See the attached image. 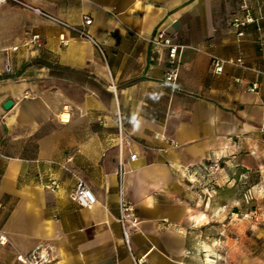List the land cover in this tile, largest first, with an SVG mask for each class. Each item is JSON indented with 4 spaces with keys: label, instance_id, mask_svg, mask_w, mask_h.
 <instances>
[{
    "label": "crops",
    "instance_id": "crops-1",
    "mask_svg": "<svg viewBox=\"0 0 264 264\" xmlns=\"http://www.w3.org/2000/svg\"><path fill=\"white\" fill-rule=\"evenodd\" d=\"M20 1L83 28L101 52L0 1V264L38 247L51 264H264V74L254 71H264V32L250 25L239 38L230 26L243 2L257 16L264 0ZM157 31L186 46L174 93L165 50L150 42ZM211 55L234 64L215 74ZM119 132L129 141L123 194L139 222L129 248L118 222ZM213 163L228 190L206 199L202 172L189 179ZM78 179L91 209L70 199ZM233 186L251 188L252 210Z\"/></svg>",
    "mask_w": 264,
    "mask_h": 264
},
{
    "label": "built area",
    "instance_id": "built-area-1",
    "mask_svg": "<svg viewBox=\"0 0 264 264\" xmlns=\"http://www.w3.org/2000/svg\"><path fill=\"white\" fill-rule=\"evenodd\" d=\"M0 1H7V0H0ZM13 3L21 5L29 10L34 11L35 13L43 16L44 18L50 20L51 22L69 29L76 34L79 35L82 39L90 42L93 44L100 52L101 48L98 43H96L91 36L83 29L74 27L60 19L54 18L53 16L44 13L38 9L32 8L27 4L21 2L20 0H9ZM241 10L245 12L243 18H233L230 22V26L236 32L237 37L244 36V32L246 28L250 25H254L255 28L259 32H264V10L259 12L257 16L252 15L249 12V8L246 2H243L240 6ZM83 24L84 26H88L91 24V19L88 17H83ZM150 42L156 46L161 47L165 50L166 53V67L164 73V80L169 85L171 93H174L177 90V81L179 77V71L181 66V55L183 50L186 46L177 44L173 41V39L166 34L164 31H157L154 36L150 39ZM261 46H264V40H261ZM211 64L213 66V71L215 74H221L223 71V67L225 64H234L233 62L221 59L217 56L211 55L210 56ZM236 64H241V61L238 60ZM257 74H264V71L255 69L254 70ZM257 84L254 83L251 86V90H256ZM119 119V116H118ZM129 144L128 140H123L121 132H119L118 137V146H119V168H118V222L120 224L123 242L127 248H129L130 242V234L133 230H135L138 226V218L135 214V210L133 205L124 198L123 194V169H122V161H121V148L122 144ZM7 159L0 152V164ZM131 160L135 159V155L130 156ZM219 169L218 163H213L210 166H204L203 168L198 169L192 175L194 176L193 179H189L191 183H198L196 177L198 176V171L204 172L208 171L210 174L217 171ZM185 172L188 174V169H185ZM209 177V176H208ZM203 180L204 179L203 177ZM57 187V182L52 181L47 185V188L50 190H54ZM70 199L75 202L79 207L85 209H91L96 204V199L92 194L91 190L83 183L82 180H77L75 188L70 193ZM3 209L2 204H0V211ZM7 243L6 237L0 231V245H5ZM16 261L21 264H51L52 257L49 251H42L40 247L36 248L35 250L29 252L28 254H18L16 256Z\"/></svg>",
    "mask_w": 264,
    "mask_h": 264
},
{
    "label": "rangeland",
    "instance_id": "rangeland-1",
    "mask_svg": "<svg viewBox=\"0 0 264 264\" xmlns=\"http://www.w3.org/2000/svg\"><path fill=\"white\" fill-rule=\"evenodd\" d=\"M63 118H66V116H63ZM219 170L213 172L214 175L211 176V174L208 171H204L202 172V175L204 177V179L206 180H202L199 184V190H201L203 193V197H205L206 199H211V198H220L223 194H226V190H228L225 186H219L215 179L216 174ZM209 176V177H208ZM251 188H249L248 186H233L230 188L229 194L232 195H236L234 197H239L241 200H243L245 197L244 195H246L245 198V208H243L242 205V209H245L246 211L252 210L253 209V202H252V193L249 194V190ZM251 200H250V197ZM231 210H235L234 208H232Z\"/></svg>",
    "mask_w": 264,
    "mask_h": 264
},
{
    "label": "water",
    "instance_id": "water-1",
    "mask_svg": "<svg viewBox=\"0 0 264 264\" xmlns=\"http://www.w3.org/2000/svg\"><path fill=\"white\" fill-rule=\"evenodd\" d=\"M12 106V101L8 100L4 103L3 108L8 110Z\"/></svg>",
    "mask_w": 264,
    "mask_h": 264
}]
</instances>
